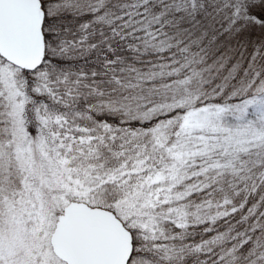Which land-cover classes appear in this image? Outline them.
<instances>
[{"label":"snow or ice","instance_id":"1","mask_svg":"<svg viewBox=\"0 0 264 264\" xmlns=\"http://www.w3.org/2000/svg\"><path fill=\"white\" fill-rule=\"evenodd\" d=\"M0 264H264V0H0Z\"/></svg>","mask_w":264,"mask_h":264}]
</instances>
